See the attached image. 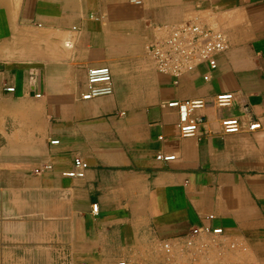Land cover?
Here are the masks:
<instances>
[{
  "label": "crops",
  "instance_id": "crops-1",
  "mask_svg": "<svg viewBox=\"0 0 264 264\" xmlns=\"http://www.w3.org/2000/svg\"><path fill=\"white\" fill-rule=\"evenodd\" d=\"M0 8V263H146L170 244L217 237L231 261L264 264V0ZM188 20L226 34L217 68L160 71L151 44ZM102 65L113 93L83 98L89 68ZM223 92L233 93L227 105ZM195 98L206 102L199 128L183 135L166 102ZM226 117L240 130L226 132ZM76 156L89 162L85 175L64 174Z\"/></svg>",
  "mask_w": 264,
  "mask_h": 264
},
{
  "label": "built area",
  "instance_id": "built-area-1",
  "mask_svg": "<svg viewBox=\"0 0 264 264\" xmlns=\"http://www.w3.org/2000/svg\"><path fill=\"white\" fill-rule=\"evenodd\" d=\"M139 1V0H136ZM228 47V38L226 34L218 29L208 27L201 22L188 20L173 28L169 35L159 41L151 44L150 50L155 58L157 67L162 72H167L180 76L187 70L194 68L200 62H206L211 69L218 66L217 54ZM205 79L210 75L205 74ZM14 86H8L7 90H14ZM113 77L111 68L107 65L92 66L88 70V87L82 93L85 99H91L113 93ZM220 105H227L233 98V93L223 92L216 96ZM168 106L175 107L179 111L178 126L183 135H193L197 132L200 124L199 118L194 113L197 109L202 108L206 102L203 98L195 99H173L166 102ZM222 125L226 132H237L241 128L240 121L237 117H226L222 120ZM261 126L260 121H255L250 125L251 129ZM52 143H58L59 139H53ZM157 158L171 160L176 158L174 153L159 152ZM89 166V162L81 156L75 157V169L64 172L68 176H84ZM45 168L52 165L47 163ZM42 168L36 169L41 171ZM98 202L93 204V211L98 212ZM199 231L198 228L193 230L194 233ZM215 233H221V227L214 228ZM191 244L193 240L190 238ZM83 264H89L84 262ZM118 264H129L128 260L122 259Z\"/></svg>",
  "mask_w": 264,
  "mask_h": 264
},
{
  "label": "rangeland",
  "instance_id": "rangeland-1",
  "mask_svg": "<svg viewBox=\"0 0 264 264\" xmlns=\"http://www.w3.org/2000/svg\"><path fill=\"white\" fill-rule=\"evenodd\" d=\"M0 41H3V39H0ZM3 47L4 45L1 43L0 57L4 56L2 55L4 54ZM217 239L219 238H204V240L198 242L193 241L191 244L186 241L185 244L183 243L180 246L170 244L168 248L163 247L160 252L155 253L146 263L139 256L124 257L120 260L126 259L129 264H241L225 257L223 248L218 246L221 243ZM210 241H213V243ZM214 243L216 246H210ZM0 264H4V262Z\"/></svg>",
  "mask_w": 264,
  "mask_h": 264
}]
</instances>
